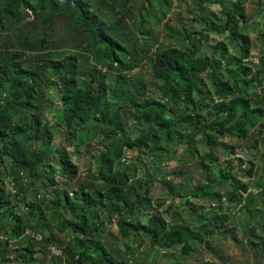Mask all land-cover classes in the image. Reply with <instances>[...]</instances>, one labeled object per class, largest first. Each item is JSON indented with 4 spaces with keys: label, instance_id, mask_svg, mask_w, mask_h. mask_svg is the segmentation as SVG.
Masks as SVG:
<instances>
[{
    "label": "trees",
    "instance_id": "trees-1",
    "mask_svg": "<svg viewBox=\"0 0 264 264\" xmlns=\"http://www.w3.org/2000/svg\"><path fill=\"white\" fill-rule=\"evenodd\" d=\"M248 2L0 0V264H147L138 252L146 241L152 253L180 247L189 255L196 242L218 254L209 238L229 219L225 201L246 212L248 245L264 256V176L252 190L244 179L255 161L242 155L247 145L264 156V54L245 61L253 54L252 18L264 40V0L252 16ZM185 6L199 13L191 19L199 29L179 23ZM168 14L176 24L167 19L160 43L150 18ZM212 33L226 38L200 54ZM145 65L151 85L136 72ZM57 86L60 106L48 98ZM154 86L162 98L153 97ZM61 126L73 151L54 144ZM81 148L89 151L84 170L73 159ZM180 149L203 170V183L189 188L170 179L176 173L164 164ZM130 150L144 156L137 178V166L126 164ZM157 184L163 194L154 198ZM168 197L185 199L190 213L194 198L209 200L216 215L198 214L194 230L172 202L162 208Z\"/></svg>",
    "mask_w": 264,
    "mask_h": 264
},
{
    "label": "rangeland",
    "instance_id": "rangeland-1",
    "mask_svg": "<svg viewBox=\"0 0 264 264\" xmlns=\"http://www.w3.org/2000/svg\"><path fill=\"white\" fill-rule=\"evenodd\" d=\"M188 5H190V0H188ZM258 4L257 0H252V2H248L246 4L247 13L249 16H252L253 12L257 9ZM211 9L218 11V6H211ZM173 11H178L175 7ZM173 14H168L167 18L162 19L161 21H156V18H150L151 19V25H149V28H152L154 30L155 36L158 37L163 42V27L164 24L167 21V19H172L169 21L171 25H175L176 21L175 16L173 17ZM180 24L182 26L184 25H195L196 28L199 29L200 25L198 21H192L193 17H199V13L197 12H189L186 6L184 7L183 13L180 14ZM192 19V20H191ZM258 19L252 18L250 20L249 24L250 29L248 33L250 34V37L253 42V54L251 55L252 59L260 60V56L264 54V40L259 38V27L253 25V20ZM179 25V24H178ZM58 26V25H57ZM64 31H60V33H63ZM226 34H223L222 36H218L214 33L210 35V41L209 43H204L203 48L200 51V54H212L214 49V44L220 40L225 39ZM230 47H232L230 45ZM154 50V49H153ZM139 77L142 78L144 81L148 82L150 85L153 82V76L152 72L149 68V66H144L143 68H138L136 70ZM57 89H61L60 86L56 88H51L50 93L48 94V98L51 99L55 105H61L60 99L57 96L56 92ZM154 92V98H162L161 93H159L155 86L152 89ZM53 112L46 110V118L49 119L52 116ZM51 123H54L53 120H51ZM134 128V129H133ZM132 129L134 131H138V128L133 127ZM60 133L56 135V138L54 140V144L57 146H66L71 151L74 150L73 146H70L65 134V128L63 126L60 127ZM222 141L232 143V140L230 137H227L225 139L222 138ZM253 140L251 141V143ZM89 148H91V153L85 149L81 148L79 155L73 154L74 161L79 165L80 169L84 170L85 167L88 165V152L89 154H96L99 151V144H97L95 141L89 143L87 145ZM204 148V146H201ZM239 151H242L239 148ZM244 151L247 152V154L244 153ZM244 151L242 152V155H246L247 159L248 156L252 157L255 161L254 166V175L251 178H245L244 180L249 182L251 185V189L254 190V185L256 180H261L262 176H264V156L259 154L261 150H255L251 149L249 146H245ZM138 151H128L126 155V164L132 165L135 164L137 166V177H140L142 174V171L144 170V156H139ZM221 158L220 165L225 166V158H226V151L220 147L216 153ZM139 156V157H138ZM185 158V153L182 149L175 152L172 157L167 160V162L164 164V170L166 172H174L176 173L175 176L170 175V179L173 180V183L186 184L189 188L193 187L196 184L203 183V170L201 168H198L194 162L191 161V159ZM229 158L233 159V166L238 167L240 165V162L236 159L237 157H234L231 155ZM188 159V160H187ZM248 167V165H242V167ZM211 173L215 176H218V165L213 164L211 167ZM183 171L180 173V171ZM59 179H61L59 177ZM82 179V178H81ZM78 180L72 181L69 183V186L71 188L77 187ZM9 189L12 191L13 187L8 182ZM187 187V188H188ZM225 190V189H224ZM163 194L162 189L159 184L155 185L152 188L151 195L154 198L161 197ZM165 197V196H164ZM166 198V197H165ZM173 203L175 208L179 209V211L183 215V220L185 225H189L192 229L197 230L199 225V217L198 214L205 213L207 214L209 212L210 216L216 215V211L211 207V203L209 200L203 199V198H194L192 205L195 207L194 213L189 212V206L190 204L185 202V199H181L180 197L175 198V200H172V198H167L166 204L162 208H167L170 203ZM181 204V205H180ZM22 203L19 206V211L21 213L25 212V209L22 207ZM224 212L229 213V219L226 221L224 225H222L220 228H214L213 235L209 238L210 244L212 248L218 252V254L213 253L210 251L204 243H194V247L196 249L195 252L187 255L183 254L180 250V247H175L169 250L164 249H157L152 253L150 245L148 241L144 243V245L138 249L137 244L133 245L134 249H138L140 255H142V258L146 260L147 264H204L206 260L212 259L216 261V264H264V256H258L256 252L248 245V241L251 237L250 233V226L246 224L247 221V214L242 209L241 205L231 204L228 201L224 202ZM155 206V205H154ZM153 208V207H152ZM154 210H151L153 212ZM167 217L170 218V213L167 214ZM264 222V220H263ZM253 223V221H252ZM213 225V224H212ZM108 230L110 233H112L115 236L118 235V229L115 224V222L108 223ZM258 231L264 235V229H262V226H258ZM235 237V238H234ZM240 241H238V240ZM257 239V238H254ZM14 244V243H13ZM119 244L122 245L121 239H119ZM52 251H55L56 253H59V249H56L54 247L51 248ZM61 253V251H60ZM166 255V256H164ZM218 255V256H217ZM220 256V257H219ZM44 259V258H43Z\"/></svg>",
    "mask_w": 264,
    "mask_h": 264
},
{
    "label": "built area",
    "instance_id": "built-area-1",
    "mask_svg": "<svg viewBox=\"0 0 264 264\" xmlns=\"http://www.w3.org/2000/svg\"><path fill=\"white\" fill-rule=\"evenodd\" d=\"M245 61H246V62H250V61H252V62H254V63H258V60H256V59H252L251 57L246 58ZM26 234H28L29 236H31L32 238H34V239H36V240H40V239H42V235H41L40 233L35 232V231H33L32 229H30V228H28V229L26 230ZM53 253H55V254H60V251H59V253H56L55 251H53ZM207 261H209V262H214L212 259H209V260H207ZM215 264H216V263H215Z\"/></svg>",
    "mask_w": 264,
    "mask_h": 264
},
{
    "label": "water",
    "instance_id": "water-1",
    "mask_svg": "<svg viewBox=\"0 0 264 264\" xmlns=\"http://www.w3.org/2000/svg\"><path fill=\"white\" fill-rule=\"evenodd\" d=\"M61 81H62V80H61ZM62 87H63V90H64V88H65V85L63 84V85H62ZM62 92H64V91H62Z\"/></svg>",
    "mask_w": 264,
    "mask_h": 264
}]
</instances>
